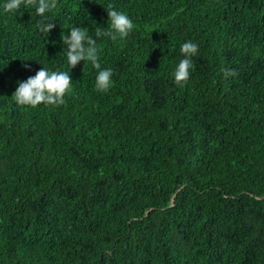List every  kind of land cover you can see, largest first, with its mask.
<instances>
[{
	"label": "trees",
	"instance_id": "trees-1",
	"mask_svg": "<svg viewBox=\"0 0 264 264\" xmlns=\"http://www.w3.org/2000/svg\"><path fill=\"white\" fill-rule=\"evenodd\" d=\"M6 2L0 264H264V0H57L43 18ZM109 3L133 22L116 41L95 36ZM72 27L113 70L107 92L90 62L69 68ZM42 67L71 76L64 104H16Z\"/></svg>",
	"mask_w": 264,
	"mask_h": 264
},
{
	"label": "clouds",
	"instance_id": "clouds-1",
	"mask_svg": "<svg viewBox=\"0 0 264 264\" xmlns=\"http://www.w3.org/2000/svg\"><path fill=\"white\" fill-rule=\"evenodd\" d=\"M21 5H24L25 8H34L36 15L43 18L46 13L57 7V0H7L4 4V11L15 13ZM104 9L110 24H108L107 30L103 27H96V38L109 36L113 41H116L118 36L120 38L127 37L133 29L132 20L124 12L115 10L111 3L107 4ZM37 27L47 37L55 25L42 19ZM61 40L65 46L64 50L69 68L73 69L81 61L90 62L92 67L98 70L95 89L99 92H107L111 86L113 70L101 67L96 39L89 36L82 27H72L67 35L61 34ZM197 53L198 45L191 40L180 45V54L183 58L172 73L174 83L177 85L187 83L190 77L189 69L193 67L192 58ZM222 71L225 77L236 75L233 70L223 69ZM17 83L18 87L11 96L16 104L31 107H36L42 103L45 106H59L65 102L64 97L69 92L72 78L68 72L51 71L42 67L34 76L28 77L25 81H17Z\"/></svg>",
	"mask_w": 264,
	"mask_h": 264
}]
</instances>
